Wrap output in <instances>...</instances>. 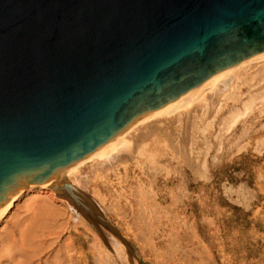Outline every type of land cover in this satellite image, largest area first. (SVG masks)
I'll return each mask as SVG.
<instances>
[{
  "label": "water",
  "instance_id": "95a60500",
  "mask_svg": "<svg viewBox=\"0 0 264 264\" xmlns=\"http://www.w3.org/2000/svg\"><path fill=\"white\" fill-rule=\"evenodd\" d=\"M263 54L264 0H0V218L28 188L50 184L137 260L61 173Z\"/></svg>",
  "mask_w": 264,
  "mask_h": 264
},
{
  "label": "rangeland",
  "instance_id": "374dc122",
  "mask_svg": "<svg viewBox=\"0 0 264 264\" xmlns=\"http://www.w3.org/2000/svg\"><path fill=\"white\" fill-rule=\"evenodd\" d=\"M212 118L197 115L186 139L168 130L152 135L133 159L82 180L80 188L129 242L135 264H264V61L242 70L232 98ZM29 196L0 224V264H8L11 247L20 244L29 213L40 210L29 211ZM37 202L46 204L41 211L67 209L57 195ZM40 228L37 264H125L91 225L74 224L65 213ZM101 248L112 259L103 251L99 263ZM14 260L23 261L16 254Z\"/></svg>",
  "mask_w": 264,
  "mask_h": 264
},
{
  "label": "bare ground",
  "instance_id": "6f19581e",
  "mask_svg": "<svg viewBox=\"0 0 264 264\" xmlns=\"http://www.w3.org/2000/svg\"><path fill=\"white\" fill-rule=\"evenodd\" d=\"M261 61H264V54L257 56V57H254V58H251V59H248V60H245L243 62H240L236 65L228 67V68L212 75L201 86L197 87L193 91H191V92L187 93L186 95L168 103L167 105H165L160 110H158L152 114H149V115L141 118L137 122H135L127 130H125L123 133H121V135H119L115 139L104 144L93 155L89 156L88 158H85L84 160H82L78 163H75L73 165L68 166L61 173L60 179L64 178L65 180L74 184L76 187L80 188L81 187L80 184H81L83 179L91 182L94 179L98 178L103 172H105L107 170H112L115 165L119 164L120 161L127 159V158L133 159L135 157L134 150L136 147H139L141 145V143H143L145 141V139H147L148 137L155 135V134L159 135V133L164 132L165 130H168L171 133L173 132L175 134L181 133L182 134L181 137H183L182 139H186V136H187L186 132L188 131L193 120H195V117L197 115H201V118H203L206 121L211 120L210 119L211 116L214 118L220 111L223 110L225 105L228 104L229 99L232 98L233 93L236 89L237 82L241 78L242 70L244 68H246L247 66L253 64V63H257V62H261ZM247 106H248V104H247ZM173 133H172V135H173ZM181 142L183 143V141H181ZM58 183H60V181ZM58 183H57V185H58ZM49 185L50 184H45L43 187L28 188L26 193L23 195V196L30 195L29 199H31L32 205H29V204H31L30 201H27L29 199L25 200L26 205H29V206H27V208L29 207L31 209V207H35V208H39L40 210L34 211L32 209L33 210L32 213H29V215L27 216L26 219H28V225L27 226L25 225L26 227L21 228L22 230L20 229L19 236L17 237L18 242L20 244H18V245L12 244L13 247H11L12 250L10 252H9L8 248L7 249L4 248V250H6V252H9V254L11 253V256L9 257V260H8L9 261L8 264H37V262L32 261V259L39 255L38 254V252H39L38 244H40L39 243L40 241H37V240H39V230L41 229L40 227H42L52 215H64V213L67 216H69V219H71L74 224H81L84 227H88V224L91 225L92 227H93L92 224H94V226L96 225V227H98V229L100 228L101 231H104V233L107 234L109 241H111V245L113 248L112 251H114V253L116 254L117 259L124 262L125 264H135L133 257L131 256V254H129V252L127 251V249L125 248V246L121 242H119L116 238H114L109 231L104 230V228L100 225V223L97 220L93 219L90 216L83 214L82 211H79L73 205V203H71L69 200L64 199L63 197L59 198V196L55 193L54 189L51 188ZM83 185H85V184H83ZM55 195H57L58 199L62 200V203L66 206L68 211H66L67 209L66 210L64 209L65 210L64 212L63 211L62 212L61 211H41V210L46 208L45 207L46 204L43 202H42V204H38V203H40V202H37L38 199L42 196H45L48 198H53V196H55ZM27 202H29V203H27ZM52 202H54V201L52 200ZM60 206H63V205H60ZM41 207H43V209H41ZM63 208H65V207H63ZM30 209H29V211L31 212ZM59 209H62V207ZM11 210L0 218V224L10 214V212H12ZM100 210L102 213H105L103 208H100ZM25 212L22 211V213L24 215H25ZM20 215H21V213H20ZM106 217H107V215H106ZM16 219H17V216H16ZM65 219H66V217H65ZM24 222H25L24 224H26V221H24ZM93 229H95V227ZM82 230H84V229H82ZM4 234H5V236L9 235L8 231H6V233H4ZM12 234H13V232H12ZM42 234H41V236H42ZM52 234L53 233H50L51 237H52ZM50 235H48V236H50ZM78 236H79L78 241L83 242V240H82L83 238L80 235H78ZM42 238H43V236H42ZM89 239H91V238H89ZM53 243H55V242H53ZM24 246H25V248H24ZM92 248H93V246H92ZM1 251H2V249H1ZM103 251H104V254L108 255L109 258L112 259L113 256L111 257V254H112L111 252H109L106 248ZM103 251H102V248L99 251V257H98L99 263H101L102 261L103 262L105 261V260H103V257H102V255H104ZM55 252L58 253V251H56V250H55ZM15 254L18 255L19 258L23 259V261L17 260V262H15L16 261V260H14ZM60 255H62V254H60ZM53 256H55V254ZM71 256H73V255H71ZM40 257H41V255H40ZM71 258H73V257H71ZM71 260H73V259H71ZM43 263L45 264L47 262L44 261ZM71 263H74V262H71ZM54 264H66V262L65 261L64 262L56 261Z\"/></svg>",
  "mask_w": 264,
  "mask_h": 264
}]
</instances>
